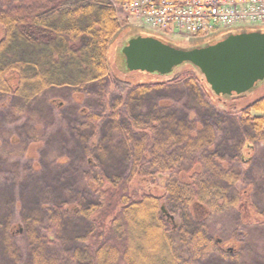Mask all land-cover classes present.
Here are the masks:
<instances>
[{"label": "trees", "instance_id": "16d2710c", "mask_svg": "<svg viewBox=\"0 0 264 264\" xmlns=\"http://www.w3.org/2000/svg\"><path fill=\"white\" fill-rule=\"evenodd\" d=\"M130 1L0 0L1 96L29 104L54 88H67L81 99L83 89L102 82L121 94L108 103V91L98 87L104 100L98 105L101 112L79 110V123L71 130L85 154L81 164L86 184L71 201L37 208L50 216L51 225L23 218L28 231L17 225L15 211L0 223V243L10 264H190L175 246L178 238L192 261L219 255L223 263H237L243 257L224 252L221 242L208 234L207 221L246 202L237 186L245 183L256 150L264 148V95L239 107L234 103L243 95H215L199 69L188 63L165 82L120 78L109 57L125 25L115 3ZM186 42L168 44L196 48L185 47ZM170 90L191 96L185 102L200 107L186 109L179 99L148 98ZM230 100L231 107L226 105ZM51 102L54 110L65 108L56 98ZM140 102L146 114L136 117ZM210 103L219 105L213 113L206 106ZM227 122L236 130L226 129ZM109 151L128 163L125 173L107 172ZM95 156L101 165L94 163ZM85 188L89 193L84 197ZM169 206L178 209L181 219ZM81 218L84 233L74 240L79 245L65 257L56 256L55 232L62 235L67 220ZM240 236L234 232L232 242L243 244ZM18 238L27 245L30 261L24 260ZM257 261L263 264L264 256Z\"/></svg>", "mask_w": 264, "mask_h": 264}, {"label": "rangeland", "instance_id": "374dc122", "mask_svg": "<svg viewBox=\"0 0 264 264\" xmlns=\"http://www.w3.org/2000/svg\"><path fill=\"white\" fill-rule=\"evenodd\" d=\"M121 5L122 3H115L118 8L119 19L123 22L126 16L121 11ZM129 21L128 24L124 25L120 33L121 37L116 40L109 53L111 67L114 68V72L120 78L128 79L133 83L156 82L158 80L165 82L170 79L171 77L168 76H173L179 67L166 76L140 71L131 72L125 67L122 56L123 43L126 44L130 39L137 36L158 37L148 28L144 27L142 29L132 24L133 19H129ZM246 30L248 32L260 30L264 32V24H260V26H250L249 24V26H246ZM169 37L175 39L173 45L184 42L181 37L174 36V34L169 33ZM201 37L205 38L206 36L197 35L193 40L187 41L184 46H207L208 41ZM221 39H223V36L219 34L215 40L218 42ZM187 68H189V65L184 66L182 69ZM98 87H104L103 89L108 91V103H113L121 96L119 90L114 86L111 88L108 82L88 85L86 90L83 89L82 93L85 96H82L81 99L73 89L67 88H54L29 104L24 103L21 99L16 100L10 96L0 95V223L9 214L11 215L12 211H15L14 216L15 220L18 221L17 225L26 226L28 231L30 230L29 223L22 220L23 218H29L33 222L38 221L35 219L39 218L45 220L42 224L43 227L48 224L51 225L50 216H47L45 211L43 212L45 214L41 211L37 212V208H40L44 203L52 204L56 202L62 204L71 201L74 198L76 189L86 184L83 181L85 168L81 164L85 154L75 143V135L71 129L79 123L80 117H78V114L81 108L101 112L102 108L98 105L104 100ZM263 95L264 80L251 91L245 93L242 98H236L234 104L239 107L250 105L251 102L263 97ZM122 96L125 99L127 92ZM189 97L191 96L170 90L166 94H157L148 98H156L155 101L159 99H179L182 100L181 104L185 103L184 107L186 109L196 110L195 107L199 105L197 106L195 102L192 100H189L188 103L185 102L184 98ZM228 97L236 96L231 95ZM52 98L63 102L65 108L54 110L52 102L50 103ZM146 103L153 110L150 101H146ZM139 104L142 105L143 103L140 102ZM232 104V100L226 102L229 107ZM206 106L210 113H213L215 108H219V105L211 103L206 104ZM146 110V107L142 105L141 111L137 110L135 116L145 115ZM140 118L145 119L144 117ZM232 125L228 122L225 123L226 129L229 126V130H236ZM98 138L96 142H98ZM30 142L33 144L29 145ZM259 148L256 150L255 162L249 170V175L245 178V183L237 186V189L241 191L242 201L246 200L244 205L239 209L229 208L215 213L207 221L209 225L208 234L211 238L221 242L224 252H229L231 255L242 253L243 257H240L237 263H230L232 261L229 260L228 263H223L224 261L219 258V255L192 261L191 254L181 246L178 238L175 246H177L180 256L185 261L190 264H240V262L242 264H258L259 261L257 260L264 256V224H262L264 216L261 218V215H264V148ZM108 153L109 156L104 160L107 172L109 174L125 173L128 170V163H124L125 160L118 154H114L112 151ZM93 161L100 164L99 158L96 156ZM83 191L82 194L85 197L89 193V188H85ZM168 211L176 214L177 220L181 219V214L175 207L169 206ZM39 222L42 223L43 221ZM83 223L82 218L81 220H67L66 227L61 231L62 235H60V230L55 232L53 240L59 243L55 250L56 256L65 257L68 251L74 250L79 245L74 240L78 235L84 233ZM34 230L35 227L33 229L31 227L33 233ZM237 230L242 233L240 241L245 240L243 244L232 242L234 232ZM178 233L179 229L177 232L174 231V234ZM20 241L22 242V248L20 247L22 250L20 251L24 253V260L30 261L29 253L26 250L27 245L24 246L25 242L22 238L18 240L19 243ZM229 249H233V251H229ZM0 264H10L9 258L4 254L2 243H0Z\"/></svg>", "mask_w": 264, "mask_h": 264}, {"label": "water", "instance_id": "95a60500", "mask_svg": "<svg viewBox=\"0 0 264 264\" xmlns=\"http://www.w3.org/2000/svg\"><path fill=\"white\" fill-rule=\"evenodd\" d=\"M129 71L166 76L192 64L215 95L242 96L264 80V33L232 34L208 47L174 48L157 38L135 37L123 48Z\"/></svg>", "mask_w": 264, "mask_h": 264}, {"label": "built area", "instance_id": "2783aa9c", "mask_svg": "<svg viewBox=\"0 0 264 264\" xmlns=\"http://www.w3.org/2000/svg\"><path fill=\"white\" fill-rule=\"evenodd\" d=\"M126 20L166 38L212 35L242 25L264 24V0H132ZM171 39V38H170Z\"/></svg>", "mask_w": 264, "mask_h": 264}]
</instances>
